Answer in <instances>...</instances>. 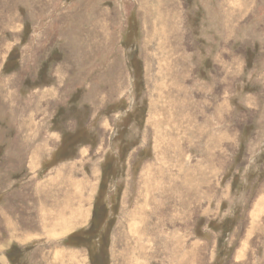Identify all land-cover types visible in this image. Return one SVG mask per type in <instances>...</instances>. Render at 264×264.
I'll return each mask as SVG.
<instances>
[{"label": "rangeland", "instance_id": "rangeland-1", "mask_svg": "<svg viewBox=\"0 0 264 264\" xmlns=\"http://www.w3.org/2000/svg\"><path fill=\"white\" fill-rule=\"evenodd\" d=\"M58 177L87 264H264V0H0V205Z\"/></svg>", "mask_w": 264, "mask_h": 264}, {"label": "crops", "instance_id": "crops-1", "mask_svg": "<svg viewBox=\"0 0 264 264\" xmlns=\"http://www.w3.org/2000/svg\"><path fill=\"white\" fill-rule=\"evenodd\" d=\"M77 183L68 178L20 180L15 202L6 199L0 205V264L20 254L27 264H87L80 248L66 244L93 216L81 208L87 186Z\"/></svg>", "mask_w": 264, "mask_h": 264}, {"label": "bare ground", "instance_id": "bare-ground-1", "mask_svg": "<svg viewBox=\"0 0 264 264\" xmlns=\"http://www.w3.org/2000/svg\"><path fill=\"white\" fill-rule=\"evenodd\" d=\"M210 5V4H209ZM208 11V10H207ZM204 54V53H203ZM228 57V56H227ZM204 72V71H203ZM166 100V99H165ZM174 103V102H173ZM163 112V111H162ZM163 114V113H162ZM58 176V175H57ZM56 179H63V178H60V177H58V178H56ZM65 180V179H64ZM28 225V224H27ZM88 225V224H87ZM132 226V225H131ZM30 228H31V226H30ZM16 233V232H15ZM13 234V233H12ZM48 237V236H47ZM26 243V242H25ZM81 264V263H80Z\"/></svg>", "mask_w": 264, "mask_h": 264}, {"label": "trees", "instance_id": "trees-1", "mask_svg": "<svg viewBox=\"0 0 264 264\" xmlns=\"http://www.w3.org/2000/svg\"><path fill=\"white\" fill-rule=\"evenodd\" d=\"M93 215H94V212H93ZM94 217V216H93ZM96 217V216H95Z\"/></svg>", "mask_w": 264, "mask_h": 264}]
</instances>
